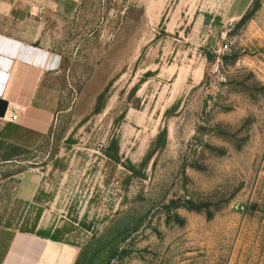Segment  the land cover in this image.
I'll use <instances>...</instances> for the list:
<instances>
[{
  "label": "rangeland",
  "instance_id": "374dc122",
  "mask_svg": "<svg viewBox=\"0 0 264 264\" xmlns=\"http://www.w3.org/2000/svg\"><path fill=\"white\" fill-rule=\"evenodd\" d=\"M228 2L62 0L56 113L0 146V222L75 264H264V0Z\"/></svg>",
  "mask_w": 264,
  "mask_h": 264
},
{
  "label": "crops",
  "instance_id": "0c3cea01",
  "mask_svg": "<svg viewBox=\"0 0 264 264\" xmlns=\"http://www.w3.org/2000/svg\"><path fill=\"white\" fill-rule=\"evenodd\" d=\"M254 0H229L221 19L242 18ZM62 0H0V146H20L24 133L46 132L56 113L53 80L62 57ZM57 38V39H56ZM17 113V121L11 116ZM9 176L1 183L18 185L24 203L31 202L43 179L26 171L21 180ZM79 248L53 232L28 230L0 222V264H75Z\"/></svg>",
  "mask_w": 264,
  "mask_h": 264
},
{
  "label": "built area",
  "instance_id": "2783aa9c",
  "mask_svg": "<svg viewBox=\"0 0 264 264\" xmlns=\"http://www.w3.org/2000/svg\"><path fill=\"white\" fill-rule=\"evenodd\" d=\"M17 118H18L17 113H13L12 116H11V120L12 121H17Z\"/></svg>",
  "mask_w": 264,
  "mask_h": 264
}]
</instances>
